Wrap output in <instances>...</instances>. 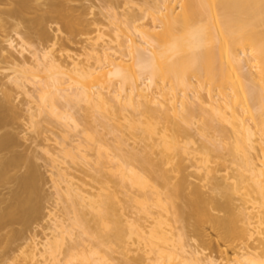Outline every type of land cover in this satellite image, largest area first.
<instances>
[{
    "label": "bare ground",
    "instance_id": "obj_1",
    "mask_svg": "<svg viewBox=\"0 0 264 264\" xmlns=\"http://www.w3.org/2000/svg\"><path fill=\"white\" fill-rule=\"evenodd\" d=\"M5 127L13 259L264 264V0H0Z\"/></svg>",
    "mask_w": 264,
    "mask_h": 264
},
{
    "label": "rangeland",
    "instance_id": "obj_2",
    "mask_svg": "<svg viewBox=\"0 0 264 264\" xmlns=\"http://www.w3.org/2000/svg\"><path fill=\"white\" fill-rule=\"evenodd\" d=\"M71 4H74V2H70ZM63 28V27H62ZM63 30V29H62ZM65 31V30H63ZM80 44H77V46H79ZM13 129L17 130V131H22L25 130L26 126H21V125H13L12 126ZM9 127H5V128H1L0 129V135L3 134L6 131H9ZM28 130H27V134H28ZM29 136V134L27 135V137ZM32 136V135H30ZM29 138V137H28ZM29 140V141H28ZM26 140L25 142L23 141V143H21L18 147H17V151L19 152H25L28 149V144L30 143V138ZM40 163H42L41 161H39ZM42 168V167H41ZM44 171L45 169L42 168ZM46 176V183H44V189L46 190L47 193H49L51 191V187H50V181L48 182L47 179V173L45 174ZM12 181L10 180H6L4 182L0 183V195H5L8 191L9 188L12 186ZM53 198H49L46 202H45V206H52L51 203H53ZM51 204V205H50ZM41 224L43 225V221L39 220L37 222H33L31 223L28 227H23L22 224L20 223H15L14 224V229L16 230H21L22 231V236L20 238H17L15 240H13L9 246H6L4 241L0 242V264H25L26 262L24 260H22V257H19L18 259H13L12 256L17 253L16 252V248L21 245L24 241L25 237H29L32 235H36V239L37 240H41L43 237L42 233L43 232H47V230L43 229V226H41ZM5 231V229L0 231V234H2Z\"/></svg>",
    "mask_w": 264,
    "mask_h": 264
}]
</instances>
